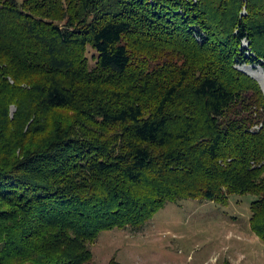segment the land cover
I'll use <instances>...</instances> for the list:
<instances>
[{
    "label": "trees",
    "instance_id": "1",
    "mask_svg": "<svg viewBox=\"0 0 264 264\" xmlns=\"http://www.w3.org/2000/svg\"><path fill=\"white\" fill-rule=\"evenodd\" d=\"M240 64H264V0H0V264H93L100 232L233 194L264 243V100ZM128 72L150 108L99 84Z\"/></svg>",
    "mask_w": 264,
    "mask_h": 264
},
{
    "label": "rangeland",
    "instance_id": "2",
    "mask_svg": "<svg viewBox=\"0 0 264 264\" xmlns=\"http://www.w3.org/2000/svg\"><path fill=\"white\" fill-rule=\"evenodd\" d=\"M243 47L248 48V44L243 42ZM93 54L90 48L86 50L89 70L93 67ZM235 68L258 85L264 100V64H240ZM34 72L38 79L40 73ZM165 74L162 76L164 81H161L169 86L177 74L174 69ZM135 75L133 73L130 77L128 72L118 78L113 77L108 80L112 84L103 76L105 81L99 84L109 89L119 87V91L139 99L150 108L155 102L147 104L149 91L145 84L148 82L140 81ZM231 75L233 81L242 86L241 80L233 73ZM9 82L12 84V79L9 78ZM140 83H144L142 88L138 85ZM19 84L21 88H28L24 81H19ZM242 89L247 96V90L243 86ZM182 100L183 96H177L167 110L175 111ZM9 110L13 117L17 108L10 105ZM261 122L256 120L248 124L249 131L258 132ZM105 129L109 135L114 134L113 129ZM256 198L250 194H233L224 205L199 199L169 202L140 227L100 232L91 247L93 264H109L112 260L118 264H223L224 261L264 264V243L252 233L249 222L251 204Z\"/></svg>",
    "mask_w": 264,
    "mask_h": 264
},
{
    "label": "bare ground",
    "instance_id": "3",
    "mask_svg": "<svg viewBox=\"0 0 264 264\" xmlns=\"http://www.w3.org/2000/svg\"><path fill=\"white\" fill-rule=\"evenodd\" d=\"M253 74V73H252ZM255 76V75H254Z\"/></svg>",
    "mask_w": 264,
    "mask_h": 264
}]
</instances>
